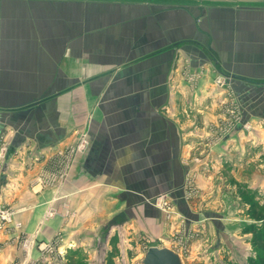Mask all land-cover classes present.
<instances>
[{
	"label": "crops",
	"instance_id": "1",
	"mask_svg": "<svg viewBox=\"0 0 264 264\" xmlns=\"http://www.w3.org/2000/svg\"><path fill=\"white\" fill-rule=\"evenodd\" d=\"M230 93L250 130L226 132ZM4 146L0 264L194 261L244 205L231 177L264 193V0H0Z\"/></svg>",
	"mask_w": 264,
	"mask_h": 264
},
{
	"label": "rangeland",
	"instance_id": "2",
	"mask_svg": "<svg viewBox=\"0 0 264 264\" xmlns=\"http://www.w3.org/2000/svg\"><path fill=\"white\" fill-rule=\"evenodd\" d=\"M252 151H254V149ZM257 163L260 164L259 162ZM258 164L256 167H259ZM251 167H253V165H251ZM249 178L252 179L253 177ZM261 178L262 181H264V176ZM236 179V177H231V180L234 181L233 183H237V194L239 199L243 200L244 205L239 202V205L230 207L229 210L234 215L231 216L229 222V232L225 230L223 232H219V240L217 239V241L216 236H214V233L212 232L211 246L207 247L205 250L203 249L202 255L197 259H194V261L185 257L187 264H249L250 259L256 258L260 252L259 247L255 246L251 242L254 234L248 232V230L251 231L254 227L255 229L264 231V193L254 190L247 182L238 183ZM235 204L237 203L235 202ZM236 211H239V216L242 219L244 217L246 221L243 226H240L243 233L246 235L245 243H243L244 239H238L240 237L237 230L238 226H232V223H237L236 219L238 218V214L235 213ZM257 218H259V220H257ZM214 229L217 230L216 227ZM133 247L134 248H126V250L125 248L123 250L121 248L117 249L116 264H140L138 257L140 255L143 256L145 249L143 250L142 245L141 253H139L136 250V246L134 245Z\"/></svg>",
	"mask_w": 264,
	"mask_h": 264
},
{
	"label": "built area",
	"instance_id": "3",
	"mask_svg": "<svg viewBox=\"0 0 264 264\" xmlns=\"http://www.w3.org/2000/svg\"><path fill=\"white\" fill-rule=\"evenodd\" d=\"M191 80H193V77L189 76ZM229 78L224 77L223 75L217 76L215 79V85L218 88H229L230 85L228 84ZM230 100L231 103L227 107V120H226V132L230 133V131L236 130L239 126L243 130H249L248 123L244 122L242 113L240 112V109L238 107L237 101L235 100V97L232 93H230ZM88 146V140L83 136L81 137L80 141L71 149L72 154H77L84 152L87 149ZM6 147H2L0 149V158L5 157L6 154ZM154 205L157 206L159 209L164 211L165 213H171L173 210L172 203L168 200V197L165 195H161L160 197H157L154 201ZM15 213L12 210L9 209H1L0 210V231L4 230L6 228V225L12 223L13 216ZM48 217H52L54 215L53 211H49L47 213ZM16 228H21V223L15 224ZM30 245V241H25L24 246L27 249ZM51 247H48L47 249H50Z\"/></svg>",
	"mask_w": 264,
	"mask_h": 264
},
{
	"label": "water",
	"instance_id": "4",
	"mask_svg": "<svg viewBox=\"0 0 264 264\" xmlns=\"http://www.w3.org/2000/svg\"><path fill=\"white\" fill-rule=\"evenodd\" d=\"M149 1H166V0H149ZM226 78L235 80H243L236 75H223ZM241 128L240 126L237 128ZM140 264H185L183 256L176 250L166 246H150L144 252L142 258L139 260Z\"/></svg>",
	"mask_w": 264,
	"mask_h": 264
},
{
	"label": "trees",
	"instance_id": "5",
	"mask_svg": "<svg viewBox=\"0 0 264 264\" xmlns=\"http://www.w3.org/2000/svg\"><path fill=\"white\" fill-rule=\"evenodd\" d=\"M257 220H259V218H257ZM248 232L254 234L251 242L260 249L257 257L251 258L249 264H264V231L253 227L251 231L248 230Z\"/></svg>",
	"mask_w": 264,
	"mask_h": 264
}]
</instances>
